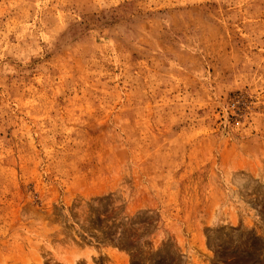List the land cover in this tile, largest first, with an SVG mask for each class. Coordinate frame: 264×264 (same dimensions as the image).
Instances as JSON below:
<instances>
[{"label": "rangeland", "instance_id": "1", "mask_svg": "<svg viewBox=\"0 0 264 264\" xmlns=\"http://www.w3.org/2000/svg\"><path fill=\"white\" fill-rule=\"evenodd\" d=\"M0 264H264V0H0Z\"/></svg>", "mask_w": 264, "mask_h": 264}]
</instances>
